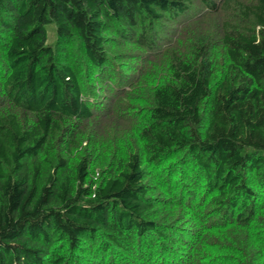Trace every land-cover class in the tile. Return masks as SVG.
Listing matches in <instances>:
<instances>
[{
    "label": "trees",
    "instance_id": "1",
    "mask_svg": "<svg viewBox=\"0 0 264 264\" xmlns=\"http://www.w3.org/2000/svg\"><path fill=\"white\" fill-rule=\"evenodd\" d=\"M0 264H264V0H0Z\"/></svg>",
    "mask_w": 264,
    "mask_h": 264
},
{
    "label": "rangeland",
    "instance_id": "2",
    "mask_svg": "<svg viewBox=\"0 0 264 264\" xmlns=\"http://www.w3.org/2000/svg\"><path fill=\"white\" fill-rule=\"evenodd\" d=\"M198 16V15H197ZM197 16H195V15H193V16H189V18L188 19H190V20H194V18H195V21H196V18H197ZM193 20L192 21H186L187 23L186 24H184V25H181V26H179L180 27V29L179 30H176V33L174 34V35H176V40H173V41H175V42H177V40H178V38H179V36H180V34L182 33V30H184V28L186 27H188L189 25H190V23H191V25L193 24L192 22H193ZM195 23H197V22H195ZM51 26H53L52 24H49V25H47V28H48V30H49V39L50 40H53L54 38H55V31L54 30H50V27ZM168 41V40H167ZM165 53H166V51H165ZM122 90H125V89H122ZM125 91H122V93H124Z\"/></svg>",
    "mask_w": 264,
    "mask_h": 264
}]
</instances>
